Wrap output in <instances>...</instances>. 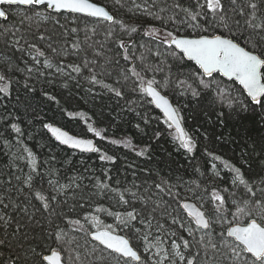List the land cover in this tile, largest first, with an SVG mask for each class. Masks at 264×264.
<instances>
[{"label":"trees","instance_id":"16d2710c","mask_svg":"<svg viewBox=\"0 0 264 264\" xmlns=\"http://www.w3.org/2000/svg\"><path fill=\"white\" fill-rule=\"evenodd\" d=\"M94 2L107 7L118 23L65 14L60 17L61 24L67 29L76 27L78 32L69 31L67 35H61L63 29L59 25L46 23L47 33H55L47 43L62 49L61 54L55 55L53 59L54 63L60 61L62 66L80 64L84 58L95 61L90 68H94L99 74L97 78L121 90L124 93L122 97H116L101 84L91 83L88 69L81 74L72 73L74 79L55 74V69L45 71L43 76H39L35 69L31 74L13 70L7 73L12 81L10 94L5 96L0 93V199L9 204L7 212L13 218L11 226L7 228L0 222V239H5L8 244V247L0 249L5 262L9 257H24L30 247H35L40 237L50 230L48 221L52 219L68 233L66 240L70 243L64 245L65 256L75 257L79 254L84 264H116L111 258L103 259L108 257V251L90 239L89 234L93 230L96 231V227L91 221L84 219L87 212H91L104 224L115 226L118 221L114 216L96 213L95 208L103 205L113 212L125 210L124 206L117 205L119 197L115 192L106 191L104 195H95V185L99 182L119 189L124 193L125 199H128L130 191L141 194L145 187H151L152 193H157L159 190L155 189L154 183L160 182L161 179L168 180L174 186L172 191L179 192L181 201L191 200L198 205L203 202L204 207L210 211L211 204L208 202L213 188H227L232 176L229 169L224 167V161L236 166L243 165L245 170L251 165L249 175H256L264 168V161L252 152L254 142H264V111L259 108L255 111H242L237 104L232 103L233 98L247 103L246 94L237 83L214 75L216 81L220 82V91L223 93L214 103L215 91L211 94L201 92L199 97H193L190 92L182 94L181 88L175 84L162 90L179 109L185 131L193 140V151L188 152L180 147L175 130L168 126L165 118L152 104L147 103L149 98H144L142 93L132 92L131 81L125 82L121 79V72L131 66L130 62L123 59V49L119 48L121 39L136 43V57L143 54L145 64L160 66L162 71L149 72L148 78L155 75L157 80L162 81L164 77L171 75L172 81H176L181 72L187 74L196 67L193 62L185 60L183 66L178 69L167 55L170 51L168 46L161 44L158 38L146 35V30L164 26L160 20L154 18L156 15L168 21V17L174 14L171 6L175 0H120L119 4L116 0ZM153 2L158 7L150 8L151 15L135 7L136 4L151 6ZM184 2L190 4L192 0ZM160 8L167 10L161 12ZM11 10L15 12L16 8L12 6ZM77 17L79 19H76ZM73 19L75 23L72 22ZM19 20V15L11 16L8 21L0 18V29L15 25L23 31L28 22L21 25ZM121 21L123 25L119 23ZM131 27H137L139 31H125ZM243 28L241 20V31ZM44 30L41 29L42 32ZM167 30L174 31L171 23H168ZM216 33L228 35L223 27L216 28ZM179 34L188 36L192 34V30L181 27ZM246 35L247 33L241 36V41ZM8 39L11 40L12 37L9 36ZM29 39L32 40L31 35ZM77 40L80 41L83 51L77 52L71 48V43ZM47 43L40 46L44 48L46 55L52 58L54 54L47 49ZM141 44L144 47H140ZM64 49L66 51H63ZM156 51H160V57L155 56ZM40 59L43 62L44 58ZM6 61L21 69L25 68V62L28 67L33 66L27 52L16 51L0 41V71L5 70ZM116 61H119V64ZM132 62L136 63L138 68L141 66L138 59ZM168 65H172L171 69ZM35 67L44 71L42 64ZM66 71L71 69L66 68ZM180 78L183 79L184 76ZM118 79L121 84L116 83ZM25 83L29 85L28 88H25ZM65 83L67 87L64 86ZM45 93L55 96L56 100H49ZM230 103L232 107H229ZM221 111L224 112L223 122L217 118ZM12 123L21 128L22 134H17L11 128ZM48 123L61 126L80 137L94 138L101 151L81 154L61 146L44 127ZM90 126L95 131H89ZM96 132L100 135L97 136ZM129 141L132 147L127 146ZM26 149L35 155L38 165H42L39 167L41 177H38V187L42 185L45 190H51L47 183L49 179L58 180L59 185H62L68 183L67 178L84 177L82 181L77 180L81 183V188L75 193L73 190H67L66 194L57 197L60 203L52 202V216H49V211L43 210L38 200L30 198L29 204L25 199L28 193L22 181L32 171L31 158ZM141 151L145 154L139 155ZM104 153L114 156L115 161L100 160V155ZM214 156H220L221 159L215 160ZM217 171L223 180L214 175ZM17 176L21 179L17 180ZM22 187L25 188L24 193L18 191ZM52 194L55 195L56 192L53 191ZM65 199L66 204L63 203ZM153 199H156V196H153ZM164 199L169 200L170 197L165 196ZM77 201L85 204L87 212L79 207L73 210ZM13 202L22 207L27 205L29 214L21 212L18 208L14 209ZM139 206L137 202V207ZM176 206L174 203L173 207ZM148 207H152L151 202ZM232 211L234 212L235 208ZM55 213L62 214L61 218H57ZM64 216L68 219H79L84 231L76 230L78 226L68 225ZM156 216L163 222L160 212H157ZM17 222L22 225L20 232L15 231ZM215 227L217 231L220 230L219 225ZM183 234L191 239L187 237V233ZM17 264H24V259L18 260Z\"/></svg>","mask_w":264,"mask_h":264},{"label":"snow or ice","instance_id":"6c2138e0","mask_svg":"<svg viewBox=\"0 0 264 264\" xmlns=\"http://www.w3.org/2000/svg\"><path fill=\"white\" fill-rule=\"evenodd\" d=\"M116 3L119 4L120 0H116ZM12 6H15V12L11 10ZM135 7L151 15L150 8L158 7V5L153 2L151 6L136 4ZM166 10L160 8L161 12ZM171 11L174 14L168 17V21L156 15L154 18L160 20L164 26L159 29L152 27L146 30V35L158 38L161 44L168 46L170 51L167 55L178 69L183 66L185 60L194 62L196 67L187 74L181 72L177 75L176 81H172L171 75L164 77L162 81L157 80L155 75L148 78L149 72L162 71L160 66L145 64L143 54L136 57V43L121 39L119 48L123 49V59L130 62L131 66L124 69L120 75L123 81H131L132 92L142 93L144 98H150L147 99V103L155 104L162 110L166 118L165 122L169 127L175 126L177 130L176 138L180 141V147L192 152L194 143L181 127L179 109L170 103L167 96L162 94V90L175 84L181 88L182 94L190 92L193 97H199L201 92L211 94L215 91L214 103L217 97L223 96L220 91V82L214 77V74H220L229 80L238 82L242 86L241 91L246 93L247 103L239 98H233L232 103L237 104L242 111H255L257 108L264 111V0H192L190 4H186L184 0H175ZM65 14H82L113 24L118 23L109 10L94 0H0V18L8 21L11 16L19 15L21 25L28 22L23 31L15 25L11 28L0 29V41L10 45L16 51L27 52L33 62L32 67H28L25 62V68L21 69L6 61L5 70L0 71V93H4L5 96L10 94L12 81L7 73L13 70L26 71L31 74L35 69L39 76H43L45 71L55 69V74L74 79L72 73L81 74L88 69L91 83L101 84L102 87L113 92L116 97L124 95L121 90L97 78L99 74L94 68H90L95 61L84 58L80 64L63 66L60 61L53 62L54 56L60 55L62 49L53 47L52 43H47L52 40L55 33H47L46 23L59 25L63 29L61 35H67L69 31L78 32L76 27L67 29L61 24L60 17ZM241 20L244 25L243 31H241ZM72 22L75 23V19ZM119 23L123 25L122 21ZM168 23H171L174 31L167 30ZM33 26H35L34 32ZM181 27L191 29L192 34L180 35ZM218 27H223L228 35L217 34L216 28ZM42 28L45 29L43 32ZM125 31L137 33L139 29L131 27L126 28ZM245 33L247 35L241 41V36ZM29 35L32 36V40L29 39ZM9 36L12 37L11 40L8 39ZM33 40L36 42H32ZM44 43H47V49L54 54L52 58L46 55V51L40 46ZM139 46L144 47L143 44ZM71 48L76 49L77 52L84 50L79 40L71 43ZM130 49H132L131 52ZM155 56L160 57V51H156ZM41 57L44 58L43 62ZM136 59L141 65L139 68L136 63L132 62ZM116 63L119 64V61ZM41 64L44 71L35 67ZM168 67L171 69L172 65ZM66 68H70L71 71H66ZM180 76L184 78L181 79ZM116 83L121 84V80L118 79ZM24 86L29 87L27 83ZM64 86L67 87V83ZM45 95L49 100H56L55 96L47 93ZM232 103L229 107H232ZM223 117V111L217 114L221 122H223ZM44 127L62 144L79 149L81 152L101 151L93 145L92 140L70 136L50 123L45 124ZM11 128L17 134H22L21 128L16 123H12ZM89 131H95V129L90 126ZM96 135L99 136L100 133L96 132ZM112 142L118 143V141ZM127 146L132 147L130 141L127 142ZM26 151L31 158L32 171L22 181L28 193L25 199L29 204L31 203L30 198L38 200L43 210L49 211V216H52L54 214L52 202L60 203L57 197L66 194L67 190H73L75 193L81 188V183L77 180L82 181L84 177L67 178L68 183L62 185H59L58 180L49 179L47 183L51 190H45L42 185L38 187L40 183L38 177H41L39 167L42 165H38L31 151L27 149ZM252 152L258 154L264 161V142H254ZM138 154L144 155L145 153L141 151ZM99 158L115 161V157L107 153L101 154ZM213 158L221 159L220 156ZM224 167L232 173L229 186L222 189L213 188L211 199L208 202L211 204L210 211L204 207L203 202L197 206L181 201L179 192H173L174 186L164 179L154 183L155 189L159 190L157 193H152L151 187H145L141 194L130 191L128 199H125L124 193L119 189L112 188L104 182L97 183L95 195H104L106 191L115 192L119 197L117 205L124 206L123 212H113L103 205L95 208L96 213L114 216L118 221L115 226L104 224L98 216L87 212L85 204L80 201L73 206V210L79 207L87 212L84 219L91 221L96 227V231L90 233L92 239L108 251V257H103V259L111 258L116 264H121V262L122 264H264V168L256 175H249L251 165L248 166V170H245L243 165L236 166L224 161ZM214 175L223 180L218 171ZM16 179L21 178L17 176ZM56 185L59 187L57 188ZM135 187L139 188V186ZM204 190L207 191V189ZM18 191L24 193L25 188L22 187ZM46 191L47 194H45ZM53 191L56 192L55 195L52 194ZM221 192L225 194L221 195ZM153 196H156V199H153ZM165 196L170 199L165 200ZM73 198L75 199V195ZM137 202L139 207H137ZM149 202L152 204L151 208L148 207ZM63 203L66 204L67 200L65 199ZM174 203L176 207H173ZM12 207L29 214L27 205L22 207L13 202ZM8 208L9 204L5 203L4 199H0V222L5 228L11 226L13 219L8 215ZM233 208H235L234 212ZM157 212H160L163 222L157 218ZM55 215L57 218L62 216L59 213ZM63 218L67 219L68 225L78 226L76 230L84 231L79 219H68L66 216ZM48 224L50 230L40 237L35 247H30L24 257H9L5 262L0 254V264H17L20 259H24V264H84L79 254L75 257L63 254L64 245L70 243L66 240L68 233L60 228L55 220L50 219ZM216 225L220 226L219 231ZM21 227L22 225L17 222L15 231L20 232ZM183 233H187V237L191 239L186 238ZM5 247H8L7 241L0 239V249ZM149 253L151 255H148Z\"/></svg>","mask_w":264,"mask_h":264},{"label":"water","instance_id":"95a60500","mask_svg":"<svg viewBox=\"0 0 264 264\" xmlns=\"http://www.w3.org/2000/svg\"><path fill=\"white\" fill-rule=\"evenodd\" d=\"M97 3V2H96ZM99 4V3H98ZM101 5V4H100ZM103 6V5H102ZM105 7V6H104ZM107 10H109L107 7H105ZM110 11V10H109ZM110 14H112L111 13V11H110ZM73 15H79V16H83L82 14H73ZM83 17H86V16H83ZM88 18H93V19H96V20H102V19H98V18H94V17H88ZM2 19V18H1ZM102 21H105V20H102ZM105 22H108V23H112V22H109V21H105ZM194 63V62H193ZM214 75H216V74H214ZM220 75V74H219ZM223 79H225L226 81H233V80H229L227 77H223L222 75H220ZM234 82V81H233ZM235 83H237L238 85H239V83L238 82H235ZM241 88H242V86L241 85H239ZM162 94H164L163 92H162ZM246 94V93H245ZM165 95V94H164ZM167 96V95H166ZM167 98L169 99V101H170V103H172L173 104V102H172V100L167 96ZM150 99V98H149ZM155 108H156V110L164 117V115H163V112H162V110L161 109H159V108H157L156 106H155V104H152ZM173 106L175 107V105L173 104ZM165 118V117H164ZM166 119V118H165ZM181 122V127L185 130V128H184V126H183V123H182V121H180ZM54 127H58V128H60L62 131H65V132H67L70 136H74V137H76V138H80V139H86V140H92V142H93V145L95 146V147H97V141L94 139V138H87V137H80V136H77V135H75V134H72L71 132H69L68 130H66V129H64V128H62L61 126H58V125H56V124H52ZM173 128H174V130L176 131V133H177V130H176V128H175V126H173ZM47 131H48V133L51 135V137L58 143V144H60L61 146H63V147H66V148H68V149H70V150H72V151H75V152H78V153H81V154H93L94 152H81L79 149H74V148H72V147H70L69 145H65V144H62L60 141H58V140H56V138H55V136H53V134L47 129ZM177 135H178V133H177ZM184 202H188V203H192V204H196L197 206H199L197 203H195L194 201H191V200H186V201H184ZM185 215H186V213H185ZM95 231H92L91 233H94ZM89 237H90V239L93 241V242H95V243H97L98 245H99V243L97 242V241H94L93 239H92V236L91 235H89ZM101 247H103L102 245H100Z\"/></svg>","mask_w":264,"mask_h":264},{"label":"rangeland","instance_id":"374dc122","mask_svg":"<svg viewBox=\"0 0 264 264\" xmlns=\"http://www.w3.org/2000/svg\"><path fill=\"white\" fill-rule=\"evenodd\" d=\"M155 251V250H154Z\"/></svg>","mask_w":264,"mask_h":264}]
</instances>
